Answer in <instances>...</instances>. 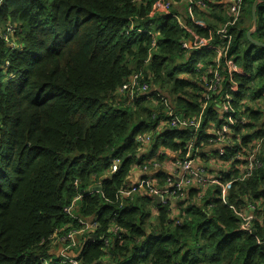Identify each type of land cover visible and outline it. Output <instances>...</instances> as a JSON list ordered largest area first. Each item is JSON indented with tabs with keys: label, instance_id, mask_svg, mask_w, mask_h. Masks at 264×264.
Wrapping results in <instances>:
<instances>
[{
	"label": "trees",
	"instance_id": "obj_1",
	"mask_svg": "<svg viewBox=\"0 0 264 264\" xmlns=\"http://www.w3.org/2000/svg\"><path fill=\"white\" fill-rule=\"evenodd\" d=\"M158 1L0 0V26H14L20 45L10 51L0 40V264L60 260L52 241L79 227L73 215L98 223L95 237L71 250L80 264H105L107 254L108 264H264V47L246 38L254 0H243L227 53L239 86L234 106L245 119L223 146L234 169L201 198L188 189L175 214L148 195L116 200L134 165L152 167L138 134L152 133L150 155L189 152L205 165L200 144L213 145L209 131L225 121L227 72L219 69L222 87L206 99L204 68H197L215 65L216 53L197 46L217 43L216 31L229 20L224 2L204 0V9L171 0L168 11L157 12ZM256 21L252 37L264 42V2ZM135 73L151 96L128 103L118 90ZM169 113L199 118L200 128H172ZM256 145L258 165L245 175L244 157ZM112 157L120 159L115 172ZM154 176L163 185L166 173ZM79 193L69 215L65 208ZM246 211L251 232L241 226Z\"/></svg>",
	"mask_w": 264,
	"mask_h": 264
},
{
	"label": "built area",
	"instance_id": "obj_2",
	"mask_svg": "<svg viewBox=\"0 0 264 264\" xmlns=\"http://www.w3.org/2000/svg\"><path fill=\"white\" fill-rule=\"evenodd\" d=\"M184 1L188 5L190 0ZM194 2L195 5L200 6L201 8H207L204 0H195ZM171 3V0H159L154 11H168L171 7ZM242 3L243 0H225L224 8L229 20L216 31V35L218 37L217 43H209L206 45L197 46V49L205 47L208 50L214 51L216 53L215 58H213L215 65L207 64L204 66L200 62L197 63L198 69L204 68V84L206 85L207 93H209V95H205L206 99L210 98V94L218 93L222 87L224 74L219 71V69L226 71L229 77V83L226 85L225 93L222 95L220 102V113L224 116L225 121L218 129L209 131L215 136V138L210 139V142L213 143V147H218L216 154L220 158L225 155L223 146L230 143V137L233 134L232 129L236 125L243 124L245 122V119L241 117L242 111H239L235 108L232 96V93L237 92L239 89L237 82H235L233 79V73L236 71V66L231 59L227 58V53L233 39L230 29L231 27L235 26L240 19L242 13ZM188 10L190 9L188 8ZM14 32V26L6 25L4 28L0 26V40L8 47L10 51L20 50V45L17 43ZM190 43L191 42H184L182 47L189 49L192 47V43L191 45ZM222 61L224 63L223 67L221 65ZM139 77L140 73L133 74L129 79L126 80V82L121 85L118 90L119 93L127 95L128 103L135 102L140 99H148L151 96L150 93H147L148 84L142 80L140 81ZM244 102L245 100H242L240 104H244ZM165 123L169 124L172 128L177 129L193 128V132H197L200 128L199 118H179L177 116H173L172 113H169V120ZM162 125L163 122H161L158 128L159 130L161 129ZM136 141L143 144L140 147L144 152H146L148 150L147 147L152 142V133L138 134L136 136ZM258 147L259 146L256 145L253 151L248 156L244 157L245 164L241 170L243 173H245V175H249L258 165L256 158ZM159 154L166 157L169 152H165L162 149L159 150ZM173 156V164L175 169L166 175L163 185H157L155 183V179L151 176L141 177L135 183H128L120 187L116 194V200L122 204L125 199H131L133 195L137 193L143 196L148 195L152 197L153 195H156L160 197V205H169V209H171L172 204H180L183 202L182 200L184 199L188 189L197 188L196 190L199 191L198 198H201V196L205 193L204 190L206 189V186H208L210 183H218L219 178H221V176H217L216 178L208 179L205 175L206 165L204 164H202L198 170L193 169V159H200V155L194 157L188 152L182 157H179L178 154L175 153H173ZM148 163L151 164L152 167L149 168L146 165L143 167L134 165L131 169V172L134 169H138L140 172L146 173L152 169L161 167L159 162H156L155 159L148 160ZM119 164L120 159L118 157H112L110 159V172H115L118 169ZM228 188L229 183L221 185V193L224 195ZM88 191L89 193L92 192L90 189ZM82 197L83 193L77 194L72 200L71 205L65 208V211L69 215H72L74 207L76 206L77 202L82 199ZM154 211H156V209H154ZM73 217L78 222L79 227L76 229H71L66 236L57 239L59 248L56 253L59 257H61V259L57 261L45 259L43 260V264H80V260L76 258V255L72 254L71 250L72 248L78 247L80 245V240H85V237H95L94 231L97 228L98 223L95 217L87 220L74 215ZM241 226L244 230L251 232L250 218L247 221V218L245 217ZM110 232L114 235H117L119 232L118 226L113 224L110 228ZM55 237L56 236L53 238ZM103 243L106 247L109 243V239L104 238ZM109 256L110 254H107L105 257L106 259L104 256H102L100 262L108 264L107 260Z\"/></svg>",
	"mask_w": 264,
	"mask_h": 264
},
{
	"label": "crops",
	"instance_id": "obj_3",
	"mask_svg": "<svg viewBox=\"0 0 264 264\" xmlns=\"http://www.w3.org/2000/svg\"><path fill=\"white\" fill-rule=\"evenodd\" d=\"M220 2H225V0H220ZM200 147H201V149L199 150L200 154L202 155L203 158H206L208 160V164H205L206 165L205 175L207 176L208 179L216 178L217 176H221L222 173H227L234 169V166L231 165L229 161H226L225 159L217 156L216 151L218 147H213L212 145H209V144L205 145L204 142L200 144ZM159 150L160 149L158 148L157 152L154 155H150L148 152L149 150H147L146 152L143 153V157L145 158V160H147L146 157L144 156L146 155L148 157V160H153L159 155ZM173 157H174L173 153L169 152V154L166 157H164V160L159 163L161 166L160 169L158 168L152 169L151 171L146 172V173L140 172L138 169L132 170V172L129 174V177H128L129 179L128 183H135L141 177L151 176L155 179V183L159 185L157 178L154 176V172L156 170H160V171H164L166 175L171 173L173 169H175V166L173 164ZM202 164H204V161L203 159H201V157L200 159H197V158L193 159L192 165H193L194 170H198ZM211 184L213 183H210L208 186H206V189L204 190V192L207 190V188ZM171 210L175 214L178 212L179 206H177L176 204H172ZM246 214L250 215V212L246 211ZM52 245H53V249L57 251L59 248L58 247L59 244L56 241H52Z\"/></svg>",
	"mask_w": 264,
	"mask_h": 264
},
{
	"label": "water",
	"instance_id": "obj_4",
	"mask_svg": "<svg viewBox=\"0 0 264 264\" xmlns=\"http://www.w3.org/2000/svg\"><path fill=\"white\" fill-rule=\"evenodd\" d=\"M264 0H254L252 6H251V17H252V26L251 28L246 32V38L247 40L252 43L253 45L255 46H259V47H264V42H260L258 40H255L253 37H252V34L253 32L255 31L256 29V8L258 6L259 3H263ZM191 45V43H190ZM91 191H99L100 190V187L97 186V187H93L90 189ZM154 199L156 200V204L157 205H160L161 202H160V197L159 196H156V195H153Z\"/></svg>",
	"mask_w": 264,
	"mask_h": 264
},
{
	"label": "rangeland",
	"instance_id": "obj_5",
	"mask_svg": "<svg viewBox=\"0 0 264 264\" xmlns=\"http://www.w3.org/2000/svg\"><path fill=\"white\" fill-rule=\"evenodd\" d=\"M193 4H195V2H194L193 0H190V1L188 2V6H190V7H192ZM187 12L191 13L190 10H187ZM176 205L179 206V209H180V208H183V205H182V204L176 203ZM243 215H244V214H243ZM245 215H246V218H247V221H248V220H249V215H247L246 213H245ZM250 217H251V216H250ZM58 247H59V245H58ZM54 252H55V251H54Z\"/></svg>",
	"mask_w": 264,
	"mask_h": 264
}]
</instances>
